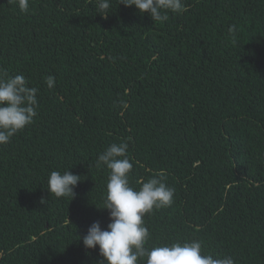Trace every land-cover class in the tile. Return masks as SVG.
Returning a JSON list of instances; mask_svg holds the SVG:
<instances>
[{"label": "trees", "instance_id": "obj_1", "mask_svg": "<svg viewBox=\"0 0 264 264\" xmlns=\"http://www.w3.org/2000/svg\"><path fill=\"white\" fill-rule=\"evenodd\" d=\"M183 3L153 22L117 0L107 18L96 0H30L27 13L0 0V68L39 90L34 123L0 145V264L102 259L78 237L110 222L96 160L121 141L131 187L163 170L175 190L143 217L146 247L198 240L264 264V0ZM68 169L81 176L71 202L46 189Z\"/></svg>", "mask_w": 264, "mask_h": 264}, {"label": "clouds", "instance_id": "obj_2", "mask_svg": "<svg viewBox=\"0 0 264 264\" xmlns=\"http://www.w3.org/2000/svg\"><path fill=\"white\" fill-rule=\"evenodd\" d=\"M118 5L135 7L143 15L147 13L153 22L168 19V13L179 14L184 11L183 0H117ZM16 7L27 13L30 0H13ZM97 14L104 18L111 13L112 0H96ZM234 33V26L229 28ZM233 43L235 38L233 37ZM49 89L55 86V77L45 80ZM38 89L30 87L23 74L8 75L0 68V145L25 127L34 123L39 106ZM128 143L121 141L108 146L98 155L96 167L109 170L106 196L103 207L109 213L110 222L106 229L99 221L92 223L82 239L86 249H99L102 257L97 264H235L230 256L214 257L203 254L202 243L198 240L172 243L152 248L146 247L150 239L149 229L143 217L154 209L170 206L173 202L174 188L165 183V173L160 170L140 184L138 190L130 186L129 174L133 164L127 156ZM81 176L69 169L63 173L51 171L47 179V190L56 198H75L74 191Z\"/></svg>", "mask_w": 264, "mask_h": 264}]
</instances>
